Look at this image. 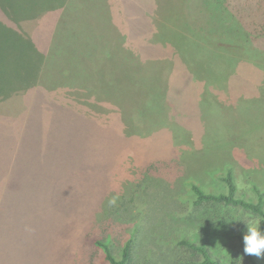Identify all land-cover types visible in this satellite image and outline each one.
I'll use <instances>...</instances> for the list:
<instances>
[{
  "label": "rangeland",
  "instance_id": "374dc122",
  "mask_svg": "<svg viewBox=\"0 0 264 264\" xmlns=\"http://www.w3.org/2000/svg\"><path fill=\"white\" fill-rule=\"evenodd\" d=\"M0 7V248L107 264L95 235L130 264H178L187 238L242 264L247 213L196 206L191 185L226 191L231 168L237 195L264 193V0Z\"/></svg>",
  "mask_w": 264,
  "mask_h": 264
},
{
  "label": "trees",
  "instance_id": "16d2710c",
  "mask_svg": "<svg viewBox=\"0 0 264 264\" xmlns=\"http://www.w3.org/2000/svg\"><path fill=\"white\" fill-rule=\"evenodd\" d=\"M226 185V191L220 192H204L197 184L192 183L191 188L195 194L194 205L201 206L204 204H214L224 207H234L240 209L242 212L251 214L261 221H264V193L258 188H255V199H246L237 195V185L234 180V173L229 168L226 173L220 176ZM245 234V227L241 228L236 233V239L241 250V263L242 264H264L255 255L244 254V242L243 236ZM85 243L90 245L94 249L98 250V247H102L105 250V258L107 264H130L132 260L131 247L129 243H126L121 251V257L115 258L112 254L110 247L98 239L95 235H89L85 237ZM187 251L196 256V260L181 261L178 260V264H225L217 257L213 256L210 252L209 246L202 241H192L187 238H183L179 242Z\"/></svg>",
  "mask_w": 264,
  "mask_h": 264
},
{
  "label": "clouds",
  "instance_id": "9594fccd",
  "mask_svg": "<svg viewBox=\"0 0 264 264\" xmlns=\"http://www.w3.org/2000/svg\"><path fill=\"white\" fill-rule=\"evenodd\" d=\"M234 220L242 221L246 226L243 236L244 254L264 258V221L251 214H243Z\"/></svg>",
  "mask_w": 264,
  "mask_h": 264
},
{
  "label": "crops",
  "instance_id": "0c3cea01",
  "mask_svg": "<svg viewBox=\"0 0 264 264\" xmlns=\"http://www.w3.org/2000/svg\"><path fill=\"white\" fill-rule=\"evenodd\" d=\"M3 15L5 16L6 14L3 11V8L0 7V20L5 22V19H3L2 17ZM11 21L17 23L19 20L15 21L11 19ZM2 223L0 224V237H2V232L5 231L10 240V244L13 245V241L10 239L13 233L12 229H14L13 224L9 219ZM20 250L18 248H12L10 246L0 248V264H32V253L30 252L29 254L28 248H25L24 250L21 248Z\"/></svg>",
  "mask_w": 264,
  "mask_h": 264
}]
</instances>
